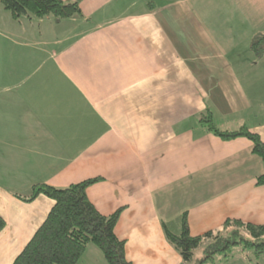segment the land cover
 <instances>
[{
    "label": "crops",
    "instance_id": "1",
    "mask_svg": "<svg viewBox=\"0 0 264 264\" xmlns=\"http://www.w3.org/2000/svg\"><path fill=\"white\" fill-rule=\"evenodd\" d=\"M79 1L64 19L0 12V264L51 210L47 196H18L41 183L99 178L87 195L104 215L120 210L133 264H182L166 228L184 215L191 234L190 221L264 223L252 141L201 121L264 141V52L253 47L264 0Z\"/></svg>",
    "mask_w": 264,
    "mask_h": 264
},
{
    "label": "trees",
    "instance_id": "2",
    "mask_svg": "<svg viewBox=\"0 0 264 264\" xmlns=\"http://www.w3.org/2000/svg\"><path fill=\"white\" fill-rule=\"evenodd\" d=\"M3 7L14 19L22 17L57 19L81 14L80 1L75 0H1ZM257 52H264V37L255 41ZM201 121L216 136L231 140L245 137L253 143V153L264 163V141L261 136L243 126L238 130H221L209 114L202 115ZM99 178H90L68 187H55L49 184H35L30 193L18 195L25 201H33L40 195L53 200V206L46 219L18 254L13 264H79L89 244L99 247L107 264H133L126 257V243L119 238L115 228L120 210L111 215L102 214L91 202L87 188ZM256 183L264 185V171L257 176ZM235 227L228 234L208 232L213 241L205 248V255L198 264H207L218 253H226L233 246L242 245L253 249L256 257L264 253V223L245 222L240 219L227 220L225 225ZM7 226L6 218L0 214V232ZM242 229L249 233L246 236ZM169 241L181 253L184 261L193 258L195 249L201 244V235H192L187 215L183 216V229L175 234L166 228Z\"/></svg>",
    "mask_w": 264,
    "mask_h": 264
},
{
    "label": "rangeland",
    "instance_id": "3",
    "mask_svg": "<svg viewBox=\"0 0 264 264\" xmlns=\"http://www.w3.org/2000/svg\"><path fill=\"white\" fill-rule=\"evenodd\" d=\"M0 12H2V15L3 14L10 15V12L3 7L1 0H0ZM5 12H8V13H5ZM255 219L257 218L255 217ZM225 223L226 222L211 221V220H205L204 222L190 221L189 224H190L192 233L201 235L202 241H201V244L195 249L193 258L190 261H183L182 264H198L199 261L205 255V248L213 241V238L207 236L206 234L211 231L214 233L219 232L222 234H228L235 227L233 223L230 225H225ZM182 229H183V224H182V227L179 228V230H177V232H174V231L173 232L175 234H180L182 232ZM242 232L246 236L249 235L246 229H242ZM89 245H94V244H89ZM84 254L81 257L79 264H102L101 262L98 261V255H94L92 254V252H89V251L86 252L85 255ZM258 263L264 264V253L256 257L253 249L245 248L242 245H237V246H233L226 253H218L215 256L214 260L210 261L207 264H258Z\"/></svg>",
    "mask_w": 264,
    "mask_h": 264
}]
</instances>
